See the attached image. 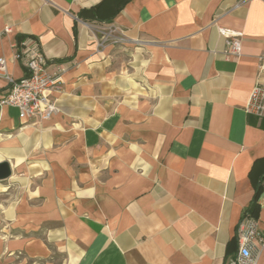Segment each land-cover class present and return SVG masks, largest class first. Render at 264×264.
I'll return each instance as SVG.
<instances>
[{
	"label": "crops",
	"instance_id": "obj_1",
	"mask_svg": "<svg viewBox=\"0 0 264 264\" xmlns=\"http://www.w3.org/2000/svg\"><path fill=\"white\" fill-rule=\"evenodd\" d=\"M122 2L0 0L7 73L26 76L27 38L64 70L50 119L0 107L14 198L0 209V264H228L237 252L264 177V119L244 111L264 0ZM219 27L242 34L237 59ZM102 35L122 41L99 48ZM258 205L264 234V188Z\"/></svg>",
	"mask_w": 264,
	"mask_h": 264
},
{
	"label": "built area",
	"instance_id": "obj_2",
	"mask_svg": "<svg viewBox=\"0 0 264 264\" xmlns=\"http://www.w3.org/2000/svg\"><path fill=\"white\" fill-rule=\"evenodd\" d=\"M116 31V29H113ZM224 37V56L228 59H237L241 53L242 34L225 28H218ZM10 33V27L0 28V36ZM111 39L112 43L122 41L121 37L111 38L102 35L98 47L104 48ZM21 63L26 69V76L20 80L13 79L6 69V61L0 57V77L7 83L5 95L0 98V107H13L18 111L20 120H48L57 108L51 94L59 90L61 74L64 71L49 72L47 60L41 53L38 42L27 38L19 48ZM257 80L252 87L244 111L248 115L264 119V53L257 58ZM238 248L236 254L228 260V264H258V257L264 248V234L252 218H243L237 230Z\"/></svg>",
	"mask_w": 264,
	"mask_h": 264
},
{
	"label": "trees",
	"instance_id": "obj_3",
	"mask_svg": "<svg viewBox=\"0 0 264 264\" xmlns=\"http://www.w3.org/2000/svg\"><path fill=\"white\" fill-rule=\"evenodd\" d=\"M128 1L129 0H123L122 3L125 4ZM18 54H19V50L17 52V55ZM18 60L20 61V58H18ZM263 180H264V177L262 176V177H260V179L258 181L254 182V193L252 196V200L250 201L248 207L244 210L240 221L245 217L246 218H252L254 220L256 219V215H257L258 207H259L258 197H259L261 190L264 188Z\"/></svg>",
	"mask_w": 264,
	"mask_h": 264
},
{
	"label": "rangeland",
	"instance_id": "obj_4",
	"mask_svg": "<svg viewBox=\"0 0 264 264\" xmlns=\"http://www.w3.org/2000/svg\"><path fill=\"white\" fill-rule=\"evenodd\" d=\"M111 44L112 41L111 39L106 43V44ZM119 43V42H118ZM117 44V43H115ZM114 44V45H115ZM9 180H5V181H0V209L2 208V206L4 205H9L11 200H14V198H11V195L8 194L7 190H8V185H9ZM60 259L58 258H54L53 262L54 264H60Z\"/></svg>",
	"mask_w": 264,
	"mask_h": 264
},
{
	"label": "water",
	"instance_id": "obj_5",
	"mask_svg": "<svg viewBox=\"0 0 264 264\" xmlns=\"http://www.w3.org/2000/svg\"><path fill=\"white\" fill-rule=\"evenodd\" d=\"M12 171L8 162L0 163V181H5L11 177Z\"/></svg>",
	"mask_w": 264,
	"mask_h": 264
}]
</instances>
